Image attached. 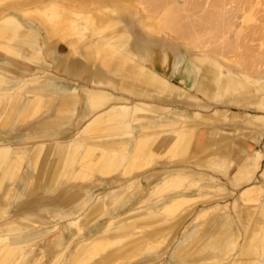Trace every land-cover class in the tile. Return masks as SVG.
Returning a JSON list of instances; mask_svg holds the SVG:
<instances>
[{"label":"bare ground","instance_id":"obj_1","mask_svg":"<svg viewBox=\"0 0 264 264\" xmlns=\"http://www.w3.org/2000/svg\"><path fill=\"white\" fill-rule=\"evenodd\" d=\"M66 1L69 3L0 0V57L8 61L6 72L19 75V72L15 70L16 60L30 65L42 64V48L36 33L38 30L47 39L62 37L79 43L88 53L90 59L101 61L103 67L111 70L114 74L121 75L126 80L135 82L146 78L153 80L154 76L147 72L132 51L133 48L130 47L131 36L125 23L121 20V12L124 11L137 17L145 27L162 30L179 41H183L186 39L187 31H193L196 27L204 28L208 24L218 25L219 14L225 3L224 0H208L211 6L209 8L200 0H187L185 2L190 3L194 9H199V13L200 11L202 13L198 15L197 19L187 17L186 20L179 23L176 20L177 14L184 9V6L181 3L180 6L176 5V0H144L145 4L147 3L145 7H148V4L154 5L153 11L149 10L153 12L151 15L154 14L156 17L153 20L148 19L143 12L144 9L139 8L136 0H89V5L98 6L96 10L94 9L95 12L83 9L81 5L85 4L84 0ZM256 3H251V7ZM163 4L170 6V10L162 13L161 5ZM194 37L197 38L196 35ZM186 41L184 44L196 61L210 65L218 63L226 65L224 60L218 57L207 59L206 55L209 53L206 54L204 50L196 48L193 42ZM232 45L235 46V44ZM221 49L223 50V48H218V50ZM226 66L229 69V74L220 80L219 88L223 105L241 110H260L263 113L243 112L240 116H231L230 110L222 113V109L212 110L210 116H206L202 111L188 114L189 112L183 113L170 109L159 113L150 110L143 103L135 102L133 105L131 104L127 113L120 111L121 109L117 111L116 108H112V112L108 116H104L102 123L95 125L96 120L102 117H99L100 114L96 120L87 123L88 125L70 141L69 146L75 143L76 148L72 156H68L69 152L67 151L63 158L58 170L59 178H66L68 183L78 185L84 173L88 175L86 177L89 179L82 178V180L87 179L93 183L95 170L103 177L108 178L113 174L114 177L115 173L121 171L123 177L121 179H129L135 175L143 174L159 164L169 166L168 170L160 174L152 182L151 188L140 197L130 210L128 209L122 215L117 214V205L127 200L124 199V196L99 200L97 205L87 213L90 215L89 217L84 215L81 217V213L69 214L58 210V208L54 210L55 207L47 210L36 208L35 211L10 217L5 215L9 210L0 204V264H21L29 261L31 258L27 251L29 248L33 249L34 245L27 239L29 229L32 227L41 228L56 223L60 219L67 221V231L71 236L62 238L55 243L56 245L53 247L56 251L53 250L49 264H139L146 259H159L166 254L168 247H172L167 242L168 235L176 227L183 226V221L192 213L197 214L194 220L202 221L195 233L199 240L181 242L172 256L175 262L179 264H191V261L197 264H220L229 252L238 247L236 255L233 258L231 256L232 260L229 264H264V169H262L264 153L262 148H242L244 149L241 152L244 156L243 160L235 161L232 158V153L235 151V147L239 148V146L233 142L239 133L234 130L233 132L227 131L221 127L230 125V127L235 126L236 128L239 125H249L253 129V135L250 134L251 131L247 130L250 140L257 146L261 144L264 140V76H258L255 80L241 67ZM2 71L4 72V69L0 68V88L5 83ZM39 79L38 76L29 77L20 87L12 88L11 93L0 91V106L4 100L10 102L14 94H22L21 96L26 98L24 101H32L26 111H23L24 101L22 99L11 100L9 108L8 104L2 107L0 116L5 110L7 113L6 118L0 122V128H14V121L18 117L19 123L26 124L30 119L37 117L42 110L46 111L48 105H51L53 98L48 97L47 86L43 85L42 80ZM124 83H126L125 80ZM165 83V80L162 79V94L168 93ZM125 87L127 86L121 87V90L126 91ZM89 92L93 102H98L97 105L103 101L101 98L103 92L95 89L89 90ZM181 92L185 94L184 91L178 90L174 93V97H178ZM100 105L104 106V103ZM149 121H158L159 124L153 127ZM123 123H128L129 127H121ZM139 124L142 127L137 131H133V127H130ZM163 147L165 148L162 151ZM195 148L199 149L201 153L192 154V150ZM13 154L16 155V153ZM13 154L10 146L0 144V175ZM164 154L169 155L167 160L155 161L156 158H162ZM14 159L16 163L8 177L10 187L7 186L9 189L5 192L4 197L6 202L11 200V189L19 177L24 154L17 155ZM203 159L205 161L201 163ZM68 165H70L71 171L65 173V168ZM198 171H208L212 175L222 176L229 180L236 190L240 188V195L233 205L222 204L220 200L223 201L226 195H234V191L228 190L223 195L222 192L227 191V187L225 188L216 179L214 181L201 177ZM83 181L86 182V180ZM185 181L188 184L182 187ZM3 189L6 188L0 182V192ZM55 189L57 190V188ZM80 190L83 191V189ZM16 195L14 201L24 197L22 195L19 197V193ZM155 200H158L157 203H162L155 207L156 215L154 213L152 215L149 207ZM110 201L113 203L112 211L106 218L107 205ZM211 204L214 206L207 207ZM199 206L203 207L200 211L197 210ZM229 206L236 209L239 220H246L249 225H255V227L242 225V227L240 226L244 229L242 233H237V230H234L236 233L230 231L226 234L217 231L219 233L215 234L214 232L215 235H212L211 240H204V242L203 238L206 236L207 228L212 223L225 228L223 230H226L229 223H232V217L229 222L218 217L223 211L229 210L231 208ZM79 207L83 211L84 205H79ZM102 219H106V221L99 231L97 229L93 234H85L87 228L95 226ZM19 223L24 226H19L21 225ZM235 225L237 227L238 224ZM5 226L8 228L4 233ZM166 230L169 231L166 232ZM170 230L172 231L170 232ZM168 232L169 234H167ZM176 232L171 234L174 235ZM171 234L170 236H172ZM209 235L208 237H210ZM76 239L78 242L75 243ZM171 239L169 242L172 243L173 236ZM239 240L240 244H238ZM193 244L197 245V249L195 250L193 246L195 254L187 259L186 255H189L187 249ZM69 246L72 248L70 249ZM207 249L211 252H205ZM191 252L189 251L190 254ZM216 252H221L222 255L214 257L213 254ZM251 255L257 256V258L252 260ZM214 258L215 260H212ZM44 259L45 256L42 255L35 260L34 264H40Z\"/></svg>","mask_w":264,"mask_h":264},{"label":"crops","instance_id":"obj_2","mask_svg":"<svg viewBox=\"0 0 264 264\" xmlns=\"http://www.w3.org/2000/svg\"><path fill=\"white\" fill-rule=\"evenodd\" d=\"M122 13L123 12H121V20L125 23L129 31V34L131 36L130 47L131 49L133 48L132 51L136 54L137 59L145 67L147 72L148 73L150 72L149 74H152L154 76L153 80H150V78L142 79L139 82H135L133 80H126L121 75L114 74L111 70H108L105 67H103L101 61L97 59H90V57H88L87 55L88 53L79 43L67 40L62 37H58L54 39H47L38 30H36V33H37L40 46L42 48V59H43L41 65H32V64L30 65V64L21 62L19 60H16L15 70L19 72V75L16 76L8 72H5L7 70L6 69L7 62L5 59L3 62L0 61V68L4 69V72H5L4 73L2 71L3 72L2 76H3V80L5 81V83L3 87L0 88L1 92L11 93L13 91L12 88L20 87L25 81H27V78L38 76L40 78L39 80L40 81L42 80L41 81L42 84L47 86L46 89H47L48 97L53 98L52 99L53 104L48 105L47 112H46L47 130H38L37 132L29 131L26 135L28 137L26 138L32 139V136H33V139H43V138L48 137L49 134L51 133L52 136H57V138L61 140V146L58 151H52L54 150L53 145L56 144L57 142L51 143V144L46 143V142L44 143L39 142L35 145H32V147L20 146L19 144L22 141L21 140L22 138L13 134L10 130L11 128L9 129L0 128V142H1L0 144L5 145V146H10L12 148V154L16 153V155L15 154L12 155L13 157L10 158L9 162L4 167L0 175V182L4 185V188H6L0 192V204L4 206L6 209H8L9 212L11 208L18 207L22 203V200H23L22 198L27 196L29 186H31V184L33 183V178L37 170L36 168L38 166L40 159L41 158L46 159L47 156L51 157L53 155V152L54 154H56L54 156L56 161L54 162V168L51 172L50 184L46 187L47 192L51 194L52 193L55 194L61 189H64L63 187L66 185V188H70V190L75 189L73 193V200L67 203V201H63V200L60 201V199H58L59 196L58 197L56 196L57 198L53 197V199L51 196L49 197L45 196L44 198H46L47 200H50L51 202L49 201L41 207L37 203L39 205L37 206L38 209L47 210V209H51V207L52 209L53 207H55L56 209L54 208V210H57L58 208V210L67 212L69 214L81 213V217H82L84 213L87 214L88 212H90V210L97 205L99 200L111 199L117 196H120V197L124 196V199H129L127 203L121 205V206H125L124 208H127L129 205H133L132 200L134 198L133 197L134 192H135L136 187L138 186V183L142 184L143 186L142 180L138 179L137 177H139L140 175H144L148 172H151V170L153 173H157L158 170H156L155 168L157 166L144 172L143 174L135 175L129 179H121L123 178L121 171H118L117 173H115L114 177H113L114 175L113 174L111 175L110 178H108V177H103L101 174L97 173L95 170L93 174V176L95 177V180L93 183H90L87 180L86 182L81 181L78 185L74 183H68L66 178H63V177L59 178L58 170L60 168V164L62 163L63 158L65 157L67 151L69 152L68 156H72L73 152L75 151L76 144L72 143V145L69 146L70 141L86 125L91 123L93 120H96V118H98L100 114L101 115L99 117L101 116L102 117L99 120H96L95 125L101 124L102 123L101 121L104 118V116L106 117L108 116L110 112H112V108H116L117 111L121 109L120 111L127 113L129 109L131 108V106L135 102H138V103H143L152 111L162 113L161 106L153 107L151 103L146 102L145 100L141 98L158 100L162 102V106H171L170 108L171 111H180L183 113L189 112L188 114H190V111L180 106H184V107H195L196 106L200 108L195 111H208L213 108L212 105L203 102V100L198 101L199 97L197 96V93H201L207 99L213 101L216 104V106L219 105L223 107L221 105L222 96H221V91L219 88H220V80L222 78H226L225 66H222L220 64L214 65L218 67L217 74L214 75L213 69L209 66L210 64H207L205 62H197L194 59V57L191 55L189 49L183 43L186 48L188 57L190 59L188 66L190 67L192 72H194L195 74H198L199 78L198 79L195 78L194 74H191L189 71H187L185 76L191 78L192 82L190 84V87L192 88L188 89L181 85L175 84L171 80L170 71L174 75H180V72H179L180 68L176 65V63H180L179 62L180 56L178 54L173 56L167 51H164V50L162 51V37L161 38L159 37L162 36L161 34L164 33V31L145 27L139 22V19L137 17L129 13H126L129 16V20H125L122 17ZM134 25H138L142 27L143 29H134L133 28ZM156 33H161V34H156ZM61 44H65L70 50L69 51L70 54L73 56V59L70 61V63H67L66 55H62L60 53V50L62 47ZM157 49L161 50L160 52L161 54L158 53ZM206 57L207 59H210L208 55H206ZM6 58H9V57H6ZM59 66H61L60 72L62 74L68 73L69 75H72V76L81 75L83 77V80L89 83V85L75 86L71 84L72 82L70 84L65 83L57 75H53L54 76V80H53L46 75L47 74L46 71L42 72L43 69H45L46 67L54 68V67H59ZM160 66H163L164 70H162ZM173 66L175 67V69H172ZM201 69L204 72L203 74H200ZM6 73L10 74V76H7ZM22 74H28V77L26 79H22V78L20 79L19 76ZM162 79L165 80L166 82L165 85L167 86V89H168V93H165V94H162ZM124 80L126 81V83H124ZM123 85L127 86L125 87L126 91L121 90V87H124ZM94 89L96 91L103 92L101 96L103 101L100 102L99 105H97L98 102L97 103L93 102L92 95L89 92V90H94ZM178 90L184 91L185 94L181 92L178 97H174V93L177 92ZM192 90L196 94H193ZM132 98H134L135 100H133ZM103 103H104V106L100 105ZM126 122L128 121L126 120ZM149 123L153 127H156L159 124L158 121H149ZM20 125L22 124L18 122L14 125V128L12 127V129L17 130V128ZM121 127L127 128L129 127V125L128 123H123L121 124ZM130 127L131 128L133 127L132 129L133 131H137L142 127V125L141 126L140 124L132 125ZM73 131H76V132H73ZM72 133L73 135L68 136ZM20 154H24L23 165L20 170L17 182H15V184L13 185L11 189V192H12L11 200L6 202V200L4 199L5 192L7 191V189H9L8 187H10L8 177H10V174L12 173L13 167L16 163L14 157ZM26 164L27 166L25 169ZM68 171L69 172L71 171L70 165H68L65 168V173H68ZM159 176L160 175H158V177ZM18 184H21L22 186L20 188H17ZM103 186L107 187L105 191H101V188ZM55 188H57V190ZM80 189H83V191H81ZM94 191H98V193L95 194ZM18 193H19L18 195L19 197H21V195L24 196V197L19 198L20 200L18 199L19 202L14 201V198L17 196L16 194ZM77 201H79V203H77ZM79 205L81 206L84 205L83 211H81V208L79 207ZM107 206H108L107 208L108 210L106 212V216L109 215L112 211V203L111 204L108 203ZM121 206L117 208V211L121 208ZM60 220H63V219H60ZM103 220L105 219H102L101 221L97 222L95 226L93 227L91 226L87 228L85 234H87V231L96 230ZM19 224H21L19 226H24L22 223H19ZM44 227L47 230L44 233L43 242L41 245L43 247L42 248L43 255L45 257H48L50 260L51 251L53 252L54 247L56 245L54 244V242L56 241L57 243L59 239H62L68 236V231H67V228H64V235L60 236V238H57L55 235L59 231V228L61 227L59 223L57 222L51 223ZM7 228H8L7 226L3 228L4 233L7 230ZM39 229L40 228L38 227H32L29 229L30 232L27 235L28 236L27 239L32 241L35 246L38 245L39 242H41V239H39L41 236L39 233ZM11 236H17V235L15 234ZM51 236H54V239H51ZM33 251L35 250L29 248L27 251V254L29 256H32Z\"/></svg>","mask_w":264,"mask_h":264},{"label":"rangeland","instance_id":"obj_3","mask_svg":"<svg viewBox=\"0 0 264 264\" xmlns=\"http://www.w3.org/2000/svg\"><path fill=\"white\" fill-rule=\"evenodd\" d=\"M35 1L63 2L65 4L69 3L66 0H35ZM185 1H187V0H184V1L183 0H176L177 4L175 2V4L178 5V6H180L181 4L184 6V9L180 10V12L177 14L178 18L176 20L179 23L184 21V20H186L187 17L188 18L190 17L189 19H197L198 15H200L202 13L201 11L199 13V9H194L190 5V3L185 2ZM209 1H211V0H209ZM209 1L207 0V2H206V0L205 1L200 0L201 3H205L204 5L206 7L211 8ZM83 2L85 4L81 5V6L83 7V9H85L87 11L95 12L96 7L98 8V6H94V4H90L89 5V2H90L89 0H84ZM135 2L138 4V6H139V8H141V10L144 9L143 12L146 14V16L148 17L149 20H153V19L156 18L154 14L151 15L153 13L152 11L154 9V5L148 4V7H145L147 5V3L145 4L144 0H136ZM224 2H223L224 3V7H223V9L221 10V12L219 14V20H220L219 24L218 25L216 24L217 26L208 24L204 28L196 27V28L193 29V31L192 30L191 31H187L188 34L186 36V39H184L183 41H181V40L179 41L178 39H175L172 35H169V34H167L165 32L162 33V34L161 33H156V34H161L162 35V36L159 37V38L162 37V51L163 50L167 51L168 53L172 54L173 56L176 55V54H178L180 56V61H179L180 63H176V65L180 68L179 69L180 75H174L170 71L171 80L175 84L181 85V86L186 87L188 89L192 88V87H190V84L192 82L191 78L185 76L187 71H189L191 74H194L195 78H197V79L199 78L198 74H195L194 72H192V70L188 66V63H189L190 59L188 57L186 48H185V46L183 44V43L187 42L186 40H189L190 42H193L194 45H196V48L204 50L205 51L204 53H206V54L209 53L208 54L209 57H218L219 59L224 60L223 62L226 65H234V66L241 67L243 70H245L255 80L257 79L258 76H264V75H262V74H264V28H263V26H264V24H263L264 23V0H249V1L248 0H224ZM253 2L254 3L257 2V3H256V5L253 4L254 6L251 7V3H253ZM161 7H162V13H165L166 11L170 10L169 9L170 6H165L163 4V5H161ZM149 10H152V11H149ZM228 11H230V14H228ZM126 13L127 12L123 11L122 17L125 20H129V16ZM212 23H215V22H212ZM261 25H262V27H261ZM133 28L134 29H143L142 27H140L138 25H134ZM194 35H196V37H197L196 39H195ZM227 41H229V42H227ZM232 41H233V43H232ZM230 43H231V45H230ZM232 44H235V46L232 45ZM61 45H62V47H61L60 53L62 55H66V61H67V63H70V61L73 59V56L70 54V52H69L70 50L68 49V47L65 44H61ZM218 48L219 49L223 48V50L222 49L218 50ZM157 51H158L159 54H161L160 53L161 50L157 49ZM0 61L3 62L4 58L0 57ZM80 61H81V59H80ZM6 62L8 63V61H6ZM218 64H220V63H218ZM226 65H222V66H225V76L227 77L228 74H229V69H228V67ZM209 66L213 69V71H214L213 74L216 75L217 71H218V67L214 66V65H209ZM160 67L162 68V70H164L163 66H160ZM60 69H61V66L54 67V68L46 67L45 69H43L42 72L46 71V73H47L46 75L49 78L53 79V80H54V76L53 75H57L65 83H69L70 84L72 82L71 84L75 85V86L89 85V83H87L86 81L83 80V77L81 75L80 76H72V75H69L68 73L67 74H62L60 72ZM172 69H175V67L173 66ZM203 73L204 72L201 69L200 70V74H203ZM9 75L10 74H7V76H9ZM15 75H18V74H15ZM27 77H28V74H22V75L19 76V78H22V79H26ZM21 83H22V81H21ZM21 83H20V85H21ZM192 93L196 94L193 90H192ZM21 95L22 94H14V96L12 97L13 99L11 98L10 102H9V100L8 101L4 100V102H2V104L0 106V109L2 107H5L6 104H8V108H9L10 107L9 105L15 99H22L24 101V99H26V98L21 96ZM197 96L199 97L198 101L203 100V102L208 103V104L213 106V108L208 110V111H202L206 116L207 115L210 116L211 111L214 110V109H219V110L222 109L221 110L222 113H226L228 110H230L231 111V113H230L231 116H240L243 112H250L252 114H261V113H263V111L254 110V109L241 110V109H237V108H234V107L233 108L232 107H225L223 105V103H222V100H221V105L223 107H221L219 105L216 106V104L213 101L207 99L201 93H197ZM132 99L135 100L134 98H132ZM141 99L145 100L146 102L151 103L153 107L161 106L163 112L167 111V110H169L171 108V106H162V102L158 101V100H151V99H147V98H141ZM31 103H32V101L25 100L24 103H23L25 109L23 108V111H26L28 109V107H30ZM52 104H53V102L51 103V105ZM180 107H182L184 109H187L190 112L195 111L197 109H200V108H198L196 106L195 107L180 106ZM45 110L46 111L42 110L41 113L37 117H34V118L30 119V121H28L26 124L20 125L17 128V130L10 129L13 134H15V135L19 136L20 138H22V141L19 144L20 146L32 147V145H35V144H37L39 142H46V143H50V144L57 142L56 144L53 145V147H54L53 151H58L59 150V148L61 146V140L58 139L57 136H52L51 133L49 134L48 137L43 138V139H27L26 138V134L29 131L37 132L38 130H47V125H46L47 108ZM6 111L7 110H5V112L3 114H1L0 122H2L4 120V118H6V113H7ZM18 119H19V117L16 119V121H14V125L19 122ZM247 126H248V128H246ZM221 127H224L227 131H232L233 132V130H234L235 132L239 133L238 137L235 138V141L233 142V143H235L236 145L239 146V148L235 147V151L232 153V158L235 161L241 162L243 160L244 156H243V153H241V152H243L244 149H242V148H248V149L262 148L263 153H264V148H263L264 147V140L258 146L256 144H254L250 140V135H248L249 132L247 130L251 131L250 134H252L253 133V129H252L251 126H249V125H245V126L239 125L238 127L236 126V128H235V126L232 128V127H230V125H227V127L222 125ZM205 130H206V132H208L207 129H205ZM73 132H76V131H73ZM244 132H246V133H244ZM240 133H242V134H240ZM71 135H73V133L68 135V136H71ZM156 136L157 135H155V137ZM247 137H249V138H247ZM164 148L165 147L162 148V151L164 150ZM192 151H193L192 154L193 153H198V154L201 153V152H199V149H196V148L193 149ZM55 155H54V152H53V156H51V157L47 156L46 159H44V158L40 159V161L38 163V166H37V170H36L34 178H33L34 179L33 183L31 184V186H29V190H28L27 196L23 198L22 203L18 207L11 208L10 212L5 214L6 216L17 217V216H20L24 212L35 211L36 208H38L37 206H39V205L43 206V203L45 205V203L50 201V200H47L46 198H44L45 196H48V197L51 196L52 199H53V197L57 198L59 196L58 199H60V201L61 200L67 201V203H69L70 201L73 200V193H74L75 189H71L70 190V188H66V186L63 187L64 189H61L60 191H58L55 194H53V193L51 194V193L47 192L46 187L50 184L51 172H52V170L54 168V162H55V157L54 156ZM168 156L169 155L164 154L162 158H156L155 161H159V162L161 161L162 162L163 160H167L169 158ZM198 161L201 162V160H198ZM204 161L205 160L203 159L201 163H204ZM263 161H264V158H263ZM263 161H262V169H264V162ZM26 166H27V164L25 165V169H26ZM155 168L159 172L157 171V173H153L152 170H151V172L153 174L151 172H148V173H146L144 175H140L139 177H137L138 179L142 180L143 186H142V184L138 183V186L136 187L135 192H134V196H133L134 198L132 200L133 201V205H135L138 202V200L140 199V197H142L151 188L152 182L158 177V175L163 174L165 171H167L169 166H165V165H160L159 164ZM198 173L201 174V177L206 178L207 180H214V181L217 180V182L222 184L225 188L227 187V189H226L227 191L222 192L223 195H225L226 192H228V190L235 192V194L232 195V196H229V195L228 196L227 195L224 196L226 198L223 201L220 200L222 204L233 205V203L236 201L237 197H239L241 189L239 188L238 190H236L230 184L229 180H227L226 178H224L222 176L212 175L208 171H206V172L198 171ZM82 176H83L82 178L89 179V177H86V176H88L86 173H84V175H82ZM82 178H81L80 181L87 180V179H83L82 180ZM185 182H187V181H185ZM185 182H184V185L182 187H184L185 185L188 184V182L187 183H185ZM21 186H22L21 184H18L17 188H20ZM106 188H107L106 186H103L101 188V191H105ZM94 193L96 194V193H98V191H94ZM128 201H129V199H127L124 202L120 203L119 205H117V208L120 207L122 204L127 203ZM157 201L158 200H155L154 203H152L150 205V207H149V211L152 213V215H154V214L156 215L155 207L162 203V202L157 203ZM41 203H42V205H41ZM109 203L111 204L112 201H110ZM133 205H129L127 208H124L125 206H121V208L117 211V214H121L122 215L123 213L127 212L128 209L130 210L133 207ZM112 206H113V203H112ZM213 206H214V204H211V205H209L207 207H213ZM229 208H230L229 210L227 209V211H223V213H221V215L218 216V217L220 219H225L227 222H229L231 217H232L233 218L232 223H229V225L226 228V230H223L225 228L218 227V225L216 226L214 223H212L209 226V228H207L208 231L206 233V236L204 237L206 239L203 238V241L204 240L205 241L211 240L213 238L212 235L214 234V232H215V234L219 233V232H225V234H226V233H229L230 231L236 233L235 231L237 230L238 231L237 233H239V232L242 233V232H244V229L241 228L242 225L249 226V227H252V228L255 227V225H253V226L251 224L249 225V223L246 220L243 221V219H240L241 221H243V223L241 224V221L239 220V216L237 214L236 209H234L233 206H229ZM121 209H123V210H121ZM202 209H203V207L199 206L197 210L200 211ZM2 210L4 211V209H2ZM234 213H236V214H234ZM1 214H3V213H1ZM84 216H88L89 217L90 215L84 213ZM190 216H191V218H190ZM190 216L185 219L186 221L184 220L185 223L183 221V226H181V227L179 226L178 228L176 227L173 230L174 232L172 230H170V232L172 231L171 232L172 234L175 233L176 231L177 232L180 231L178 233L176 232V234H174V235H172L170 233L173 236V239H174L173 242L174 243L173 242L171 243V241H172L171 237L172 236H170L169 232L167 233V234H169L168 235L169 239H167V242H168V244H171L170 246H172V247H168L169 249L167 250V252H166V254L164 256H162L159 259H152V258L151 259H146V260L142 261L139 264H179L178 262H175L172 259L173 253L176 250V248L178 247V245L181 242H185L187 240L190 241V242L191 241L194 242V241L199 240V239H197V235H195V233L197 232L198 228L200 227V224H201L202 221L194 220L196 218V216H197L196 213H192ZM235 216H237V218H235ZM107 217L108 216H106V218ZM209 219H211V218H209ZM105 221H106V219L101 222V224L97 228L98 231L102 228V226L104 225ZM234 221H235V223H234ZM57 223H59V225L61 227L59 228V231L56 233L55 236L57 238H60V236L64 235V228H67V230H68V226H67V221L66 220L65 221L64 220H58ZM246 223H247V225H246ZM235 224H238L237 227H235L236 226ZM180 225H182V224H180ZM97 229H96V231H97ZM178 229H180V230H178ZM221 229H222V231H221ZM46 230L47 229L45 227H42V228L39 229V233L41 235L39 239H41V242H39L38 245H36V246L35 245L32 246L35 251H33V255L30 256L31 259L29 261L27 260V261H25V262H23L21 264H34L35 260L43 255V250H42L43 247H42L41 244L43 242V237H44V233H45ZM96 231L95 230L87 231V234L90 235V234H93ZM167 231H169V230H166V232ZM217 231H219V232H217ZM208 235L210 237H208ZM70 236H71V234L70 235L68 234V236H66V237H70ZM51 239H54V236H51ZM170 239H171V241L169 242ZM76 242H78L77 239L75 240V243ZM240 242L241 241L239 240L238 244H240ZM55 243H56V241L54 242V244ZM168 244H166V245H168ZM69 247H70V249L72 248V246H69ZM192 247L195 250L197 249L196 248L197 245L195 246L193 244L192 246H190L187 249L188 250L187 254H189V255H186L187 259H190V257L194 256V254H195L194 253L195 250ZM236 250H238V247L234 251L229 252L227 254L228 256L226 255L224 257V258H226V260H224V258H223V260H222V262L220 264H229L230 261L232 260L233 256L236 255V253H237ZM54 251H56V249H54ZM189 251L190 252L192 251L191 254L189 253ZM207 251L211 252L209 249L205 250V252H207ZM213 255H214V257L215 256L219 257V256L222 255V253L221 252H216ZM231 256H232V258H231ZM251 256L252 257H250V256L249 257L252 260H254L253 258H255V259L257 258V256L256 257L254 255H251ZM249 257H248V259L251 260ZM51 258H52V251H51ZM51 258L49 260L48 257H45V259L42 260V262H40V264H49V263H51ZM212 260H215V258L212 259ZM191 264H197V263L196 262L194 263L193 261H191Z\"/></svg>","mask_w":264,"mask_h":264}]
</instances>
